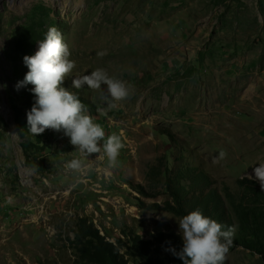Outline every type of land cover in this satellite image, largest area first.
<instances>
[{"label":"rangeland","instance_id":"obj_1","mask_svg":"<svg viewBox=\"0 0 264 264\" xmlns=\"http://www.w3.org/2000/svg\"><path fill=\"white\" fill-rule=\"evenodd\" d=\"M30 24L40 40L62 33L75 62L62 86L102 126L101 143L120 137L117 169L63 131L31 134L35 96L16 87L28 68L15 45ZM98 68L132 86L115 108L72 88ZM0 85V264H108L98 241L123 264H183L164 240L182 250L178 221L196 199L215 193L238 228L241 179L262 191L249 176L264 163V0H0ZM74 158L94 170L77 176ZM224 264L264 259L232 243Z\"/></svg>","mask_w":264,"mask_h":264},{"label":"clouds","instance_id":"obj_2","mask_svg":"<svg viewBox=\"0 0 264 264\" xmlns=\"http://www.w3.org/2000/svg\"><path fill=\"white\" fill-rule=\"evenodd\" d=\"M106 50L98 52L103 57ZM71 53L62 33L50 27L44 38L38 41V49L34 55H25L23 63L28 68L24 79L16 85L20 87L33 85L32 92L35 102L27 112V125L32 135L38 136L51 129L70 138L71 145L82 157L89 158L92 154L101 159L106 157V170L119 167L118 156L124 147L116 134L105 140V131L100 124L94 123L93 117L80 99L69 89L63 87L75 67L70 60ZM87 86L91 90L101 91L102 98L111 99L108 108H115L127 100L132 93V86L108 75L104 69H96L88 75L72 79V88L81 89ZM106 86V87H102ZM106 88V94L104 89ZM101 111V109H98ZM226 154L220 153L223 158ZM66 168L77 176L86 175L94 170L93 162L74 158L66 164ZM254 177L261 190H264V163L253 169ZM179 233L182 236L183 248L171 251L183 261V264H224L226 255L233 243L234 228L218 223L205 216L200 210L184 215L179 221Z\"/></svg>","mask_w":264,"mask_h":264},{"label":"trees","instance_id":"obj_3","mask_svg":"<svg viewBox=\"0 0 264 264\" xmlns=\"http://www.w3.org/2000/svg\"><path fill=\"white\" fill-rule=\"evenodd\" d=\"M39 40V33L30 24L23 29L15 45L24 55L30 56L33 54L34 48ZM241 183L246 193L245 198L238 204V212L240 214L238 228L235 227L232 219L227 216L228 211L226 206L220 201V198L217 201V195L215 193L204 199H196L192 204L191 211L200 210L205 216L224 225L225 230L228 227H233V243L254 250L264 259V231H260V227L264 223V190H256V188L250 185L249 180L245 178L241 179ZM249 200L253 202L252 207H250ZM186 213L188 214L189 212ZM226 217L229 221H226ZM81 232L87 237L94 236L93 231L87 226L82 227ZM164 236L162 233L160 239L164 240ZM164 241L171 247L179 249L170 240L165 239ZM95 246L97 247V252L104 254L108 264H123L118 257V251L113 249L112 244L98 241L95 243ZM176 251L179 252V250Z\"/></svg>","mask_w":264,"mask_h":264},{"label":"bare ground","instance_id":"obj_4","mask_svg":"<svg viewBox=\"0 0 264 264\" xmlns=\"http://www.w3.org/2000/svg\"><path fill=\"white\" fill-rule=\"evenodd\" d=\"M14 3L15 0H10ZM19 1H26V0H19ZM0 93L2 94L1 85H0ZM0 110L4 113L5 116H8L9 107L6 105L4 99L0 101Z\"/></svg>","mask_w":264,"mask_h":264},{"label":"water","instance_id":"obj_5","mask_svg":"<svg viewBox=\"0 0 264 264\" xmlns=\"http://www.w3.org/2000/svg\"><path fill=\"white\" fill-rule=\"evenodd\" d=\"M5 101V100H4Z\"/></svg>","mask_w":264,"mask_h":264}]
</instances>
